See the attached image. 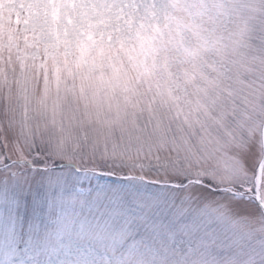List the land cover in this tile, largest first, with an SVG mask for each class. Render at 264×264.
Masks as SVG:
<instances>
[{"label": "snow or ice", "instance_id": "1", "mask_svg": "<svg viewBox=\"0 0 264 264\" xmlns=\"http://www.w3.org/2000/svg\"><path fill=\"white\" fill-rule=\"evenodd\" d=\"M0 264H264V0H0Z\"/></svg>", "mask_w": 264, "mask_h": 264}]
</instances>
